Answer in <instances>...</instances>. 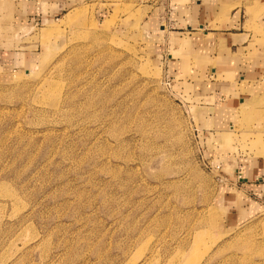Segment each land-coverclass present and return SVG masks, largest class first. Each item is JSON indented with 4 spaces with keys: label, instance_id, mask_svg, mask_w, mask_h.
<instances>
[{
    "label": "rangeland",
    "instance_id": "rangeland-1",
    "mask_svg": "<svg viewBox=\"0 0 264 264\" xmlns=\"http://www.w3.org/2000/svg\"><path fill=\"white\" fill-rule=\"evenodd\" d=\"M173 1L81 0L32 31L24 0H0V264H264V209L237 217L211 164L264 155V82L200 142L144 28Z\"/></svg>",
    "mask_w": 264,
    "mask_h": 264
},
{
    "label": "crops",
    "instance_id": "crops-1",
    "mask_svg": "<svg viewBox=\"0 0 264 264\" xmlns=\"http://www.w3.org/2000/svg\"><path fill=\"white\" fill-rule=\"evenodd\" d=\"M79 1L24 0L22 23L32 31L51 25ZM173 3L167 17L152 15L145 22L146 37L155 43L152 53L166 58L182 89L187 88L183 95L194 101L205 139L200 142L215 146L238 126L243 107L264 82V0ZM2 54L17 68L28 67L34 60V53L27 57L20 52ZM211 164L223 174L220 181L228 194L224 199L236 209L237 217L264 209V155L225 153L218 165L213 160Z\"/></svg>",
    "mask_w": 264,
    "mask_h": 264
},
{
    "label": "bare ground",
    "instance_id": "bare-ground-1",
    "mask_svg": "<svg viewBox=\"0 0 264 264\" xmlns=\"http://www.w3.org/2000/svg\"><path fill=\"white\" fill-rule=\"evenodd\" d=\"M200 233H203V231L202 232H200ZM197 237H198V235H197ZM199 240H202L203 239V235L201 234V235H199Z\"/></svg>",
    "mask_w": 264,
    "mask_h": 264
}]
</instances>
